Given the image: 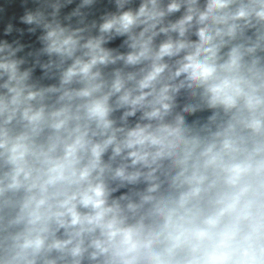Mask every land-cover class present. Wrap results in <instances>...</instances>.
Segmentation results:
<instances>
[{
  "label": "clouds",
  "instance_id": "1",
  "mask_svg": "<svg viewBox=\"0 0 264 264\" xmlns=\"http://www.w3.org/2000/svg\"><path fill=\"white\" fill-rule=\"evenodd\" d=\"M0 264H264V0H0Z\"/></svg>",
  "mask_w": 264,
  "mask_h": 264
}]
</instances>
